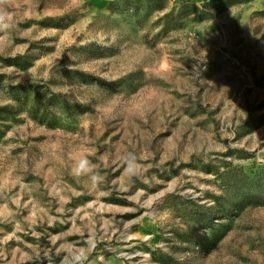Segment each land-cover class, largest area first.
Instances as JSON below:
<instances>
[{
    "label": "rangeland",
    "instance_id": "374dc122",
    "mask_svg": "<svg viewBox=\"0 0 264 264\" xmlns=\"http://www.w3.org/2000/svg\"><path fill=\"white\" fill-rule=\"evenodd\" d=\"M109 1L0 0V264H264V0Z\"/></svg>",
    "mask_w": 264,
    "mask_h": 264
},
{
    "label": "clouds",
    "instance_id": "9594fccd",
    "mask_svg": "<svg viewBox=\"0 0 264 264\" xmlns=\"http://www.w3.org/2000/svg\"><path fill=\"white\" fill-rule=\"evenodd\" d=\"M92 171L90 167V162L86 158H81L75 163L74 172L77 176L88 174ZM91 179L93 181H98V175H92Z\"/></svg>",
    "mask_w": 264,
    "mask_h": 264
},
{
    "label": "trees",
    "instance_id": "16d2710c",
    "mask_svg": "<svg viewBox=\"0 0 264 264\" xmlns=\"http://www.w3.org/2000/svg\"><path fill=\"white\" fill-rule=\"evenodd\" d=\"M130 0H126V3H128ZM222 2H230L232 0H221ZM115 4L114 0H110L109 3H108V6L111 7Z\"/></svg>",
    "mask_w": 264,
    "mask_h": 264
},
{
    "label": "crops",
    "instance_id": "0c3cea01",
    "mask_svg": "<svg viewBox=\"0 0 264 264\" xmlns=\"http://www.w3.org/2000/svg\"><path fill=\"white\" fill-rule=\"evenodd\" d=\"M191 1H194L196 3H204V2H207V1H214V2H217V1H221V0H191Z\"/></svg>",
    "mask_w": 264,
    "mask_h": 264
}]
</instances>
